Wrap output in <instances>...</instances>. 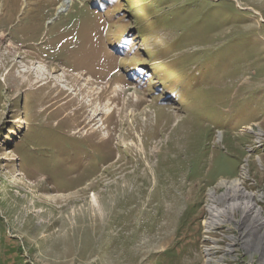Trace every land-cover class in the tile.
<instances>
[{
    "label": "rangeland",
    "instance_id": "374dc122",
    "mask_svg": "<svg viewBox=\"0 0 264 264\" xmlns=\"http://www.w3.org/2000/svg\"><path fill=\"white\" fill-rule=\"evenodd\" d=\"M241 171L264 217V0H0V264H264Z\"/></svg>",
    "mask_w": 264,
    "mask_h": 264
},
{
    "label": "bare ground",
    "instance_id": "6f19581e",
    "mask_svg": "<svg viewBox=\"0 0 264 264\" xmlns=\"http://www.w3.org/2000/svg\"><path fill=\"white\" fill-rule=\"evenodd\" d=\"M65 6H70V2L63 1L59 6L56 8V13H60L64 10ZM41 73V72H40ZM35 76V75H34ZM64 107V106H63ZM93 112V111H91ZM92 115V114H91ZM91 121H94L92 119ZM84 122V121H83ZM65 126V125H64ZM131 128V127H130ZM68 129V128H67ZM184 136V135H183ZM141 143V142H140ZM134 144V143H133ZM148 148V147H147ZM176 148V147H175ZM112 150V149H111ZM142 152V151H141ZM178 155V154H177ZM191 156V155H190ZM107 157V156H106ZM161 159V158H160ZM173 160V159H172ZM105 163V162H104ZM106 164V163H105ZM171 167V166H170ZM176 168V167H175ZM177 170V169H176ZM182 173V172H181ZM244 171H241L240 177L237 179L232 180H220L218 182V186L221 188H224L226 190V202L225 206L219 207L216 202L215 194L212 190L208 193V210H207V216L204 219L203 226L206 229H215L217 227H223L225 224H227L229 221L225 220L224 217H226L228 214H231L235 211H240L241 215L244 219H241V221L245 220L252 221L251 224H249V227L247 226V231L252 235L254 232H258L261 228L264 227V217L261 215L260 210L256 207V200L262 198L261 195L249 193L244 190L242 187L243 182L242 179L244 176ZM148 179V178H146ZM192 179V178H191ZM133 180V179H132ZM80 183V182H79ZM42 185V184H41ZM64 195V194H63ZM62 195V196H63ZM56 197V196H55ZM59 200V199H58ZM55 202V201H54ZM64 202V201H63ZM220 205V204H219ZM195 206V205H194ZM196 209V208H195ZM18 211V210H17ZM198 211V210H196ZM27 212V211H26ZM239 212V213H240ZM185 213V212H184ZM7 216V215H6ZM189 216V215H188ZM13 217V216H12ZM24 217V216H23ZM191 217V216H190ZM31 218V217H30ZM81 218V216H80ZM194 218V217H193ZM13 219V218H12ZM64 219V218H63ZM61 220V219H60ZM82 220V219H81ZM193 220V219H192ZM189 222V220H187ZM228 221V222H227ZM62 222V221H61ZM185 222V221H184ZM240 222V220L238 221ZM194 223V222H193ZM245 223V222H244ZM189 224V223H188ZM63 227V225H62ZM181 228V227H180ZM264 229V228H263ZM186 230V229H185ZM192 234V232H190ZM27 242V241H26ZM68 243V242H67ZM30 245V244H29ZM233 245V244H232ZM216 248L214 245L210 247V249ZM125 251V250H124ZM207 251V250H206ZM232 249L230 248L227 250V253H230ZM208 253V252H207ZM208 255V254H207Z\"/></svg>",
    "mask_w": 264,
    "mask_h": 264
}]
</instances>
